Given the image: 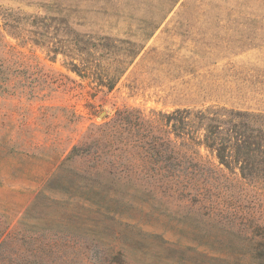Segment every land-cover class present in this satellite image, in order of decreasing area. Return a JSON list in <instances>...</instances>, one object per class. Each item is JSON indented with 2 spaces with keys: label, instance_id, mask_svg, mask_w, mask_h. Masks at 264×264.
I'll return each mask as SVG.
<instances>
[{
  "label": "rangeland",
  "instance_id": "obj_1",
  "mask_svg": "<svg viewBox=\"0 0 264 264\" xmlns=\"http://www.w3.org/2000/svg\"><path fill=\"white\" fill-rule=\"evenodd\" d=\"M219 107L264 115V0H0V264H259L264 180L165 118Z\"/></svg>",
  "mask_w": 264,
  "mask_h": 264
},
{
  "label": "trees",
  "instance_id": "obj_2",
  "mask_svg": "<svg viewBox=\"0 0 264 264\" xmlns=\"http://www.w3.org/2000/svg\"><path fill=\"white\" fill-rule=\"evenodd\" d=\"M192 115L198 119L197 125L204 130L200 143L215 151L220 164L227 168L237 167L244 178L264 180V115L222 107L196 111L184 108L167 114L165 118L169 123L175 121L171 126L177 131V136H182L185 133L190 134L191 125L195 123V119H189ZM167 153L156 144L155 163L160 172L164 170L163 173L175 177L180 163L174 162L177 156L173 150L170 154ZM260 251L259 255H262L263 259L259 264H264V245ZM117 254L122 255L121 252ZM2 264L26 263L21 260H10ZM47 264L56 263L50 260Z\"/></svg>",
  "mask_w": 264,
  "mask_h": 264
}]
</instances>
